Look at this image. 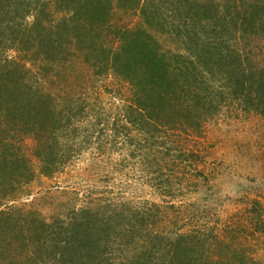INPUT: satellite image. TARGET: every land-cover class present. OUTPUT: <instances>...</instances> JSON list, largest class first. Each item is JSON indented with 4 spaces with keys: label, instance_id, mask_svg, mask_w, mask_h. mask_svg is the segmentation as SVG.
Masks as SVG:
<instances>
[{
    "label": "trees",
    "instance_id": "obj_1",
    "mask_svg": "<svg viewBox=\"0 0 264 264\" xmlns=\"http://www.w3.org/2000/svg\"><path fill=\"white\" fill-rule=\"evenodd\" d=\"M22 1L0 0V29L5 30L18 14L11 6ZM29 1L24 3L27 12L43 3L35 13L34 29L21 28L19 39L3 38L0 46V201L15 197L35 176L21 151L20 137L32 135L39 142L34 151L41 172L52 176L68 164L73 153L79 154L83 144L107 134L102 114L95 122L84 123L91 116L88 103H73L65 95L63 100L71 103L57 111L51 105L52 94L48 99L33 92L24 83L26 74L19 70L27 64L37 67L33 79L47 66L67 72L81 60L92 70L97 68V73L112 71L127 81L133 93L122 121L115 118L112 123L111 142L115 143L122 140L156 149L161 138L186 126L199 128L231 101L264 117V61L252 55L247 45L257 40L264 44V0H33L32 7ZM158 2L168 9L173 26H164L165 15L155 10L160 7ZM120 4L125 11L140 9L143 25L126 31L114 29V33L111 15ZM58 12L65 14L56 22ZM154 29L178 38L175 47H165ZM105 33L118 36V45L114 41L109 46ZM34 41L45 47L41 49L44 60L27 55L36 52ZM10 49L18 52L16 58L5 53ZM80 54L83 57L68 62V56ZM91 57L93 62H89ZM11 122L12 129H6ZM133 126L144 135L133 139ZM176 176L170 166L159 167L153 180L161 192L170 193L180 184L170 182ZM72 212L67 220L47 221L34 210L0 209V256L17 245L25 254V264L38 260L41 264H260L241 243L235 241L233 247L231 239L220 235L209 243L192 230L177 228V223L164 230L161 224L167 213L159 207L153 213L140 208L106 212L89 207ZM257 218L264 223L263 216ZM28 243L33 248L24 252ZM211 245L220 247L219 253L214 254Z\"/></svg>",
    "mask_w": 264,
    "mask_h": 264
},
{
    "label": "rangeland",
    "instance_id": "obj_2",
    "mask_svg": "<svg viewBox=\"0 0 264 264\" xmlns=\"http://www.w3.org/2000/svg\"><path fill=\"white\" fill-rule=\"evenodd\" d=\"M26 1L29 0H23L21 5L15 3L11 6L18 14L14 16L13 11L11 17L14 16V19H11L10 25H6L5 30L0 29L4 31L3 36L0 33V46L4 44L5 38L19 39L22 29H34L37 22L35 13L40 11L43 3L40 1L34 5L31 3L33 0H30L32 5L29 7H34L27 12L24 8ZM157 4L160 6L159 2ZM155 10L165 15L164 26L171 27L175 24L170 20L171 14L169 15L167 8L160 6ZM64 14L58 12L54 21L57 22ZM111 17L113 31H126L143 25L140 9L125 11L121 4L114 7ZM18 21L20 26L16 27ZM153 32L165 47H175L178 38L176 41L169 32L158 29ZM113 34H104V41L109 46L114 41L118 45L119 37L115 38ZM36 44V52L27 55L34 59L39 58L37 61L44 60L46 55L41 51L45 47L41 42L37 41ZM29 45L33 46L31 43ZM247 45L252 55L264 61L263 42L251 41ZM5 53L10 58L18 56V52L13 49ZM51 56L48 55L49 58ZM80 57H83L82 54L76 58L68 56L67 59L69 62ZM92 59L94 58L91 57L89 62H93ZM30 68L33 69L31 73ZM24 69L19 68L26 74L25 85L28 83L33 92L41 93L48 99L52 94L54 101L51 105L57 111L64 103H71L68 99L63 100L65 95L71 96L73 103H88V108L92 111L90 110L91 116L84 119V123L95 122L97 116L102 114L105 119L102 128L107 134L96 135L89 144H83L79 154L73 153L68 164L52 176H45L41 172L40 162L34 151L39 142L32 135L20 137L18 143L21 151L30 160L35 176L22 185L15 197L0 201L1 210L11 206L28 213L34 210L47 221H52L54 218L67 220L73 214V209L81 207L106 212H113V209L115 212H128L131 208H140L150 210L151 213L159 207L165 215L167 213V220L161 224L164 230L169 231L172 224L177 223V228L192 230L199 238L208 239L209 243H214L213 237L220 235L226 241L231 239L233 247L235 241L241 243L260 264H264V223H260L257 218L258 214L264 217L262 115L252 109L245 110L241 103L231 101L199 128L186 126L183 131L176 130L175 136L155 140L158 141L155 144L156 149H150L147 145L149 149H142L122 140L111 142L112 123L115 118L122 121V114L126 113V106L133 93L131 85L122 77L112 71L106 75L99 70L98 74L97 68L92 70L89 64L81 60L75 61L72 70L70 68L67 72L61 67L59 69L47 66L42 69V73L36 74L38 78L35 79L32 77L37 67L27 64ZM73 86L74 89H71ZM6 126V129H12L13 124L11 122ZM141 134L144 135L143 131L133 126V139L135 135V139L140 138ZM158 137L156 133V138ZM63 138L65 139L64 135ZM77 140L81 141V138L75 141ZM165 166H170L177 175L170 182L180 183L170 193L161 192L153 180L158 168ZM30 248L33 247L28 243L25 248L27 251L24 252H28ZM212 248L214 254L219 253L220 247L211 245V251ZM16 251V258L12 259L11 255ZM0 258L3 259L0 264H25V254L22 249L17 250V245L11 252L3 253ZM34 264H41V260Z\"/></svg>",
    "mask_w": 264,
    "mask_h": 264
}]
</instances>
